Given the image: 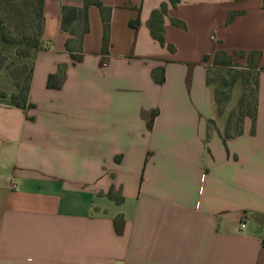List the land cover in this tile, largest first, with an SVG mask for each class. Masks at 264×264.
<instances>
[{
  "label": "crops",
  "instance_id": "0c3cea01",
  "mask_svg": "<svg viewBox=\"0 0 264 264\" xmlns=\"http://www.w3.org/2000/svg\"><path fill=\"white\" fill-rule=\"evenodd\" d=\"M100 2L108 50L92 6L81 63L62 8L84 0L44 2L32 108L0 105V264H264V0ZM219 51L260 72L241 134L210 83Z\"/></svg>",
  "mask_w": 264,
  "mask_h": 264
},
{
  "label": "rangeland",
  "instance_id": "374dc122",
  "mask_svg": "<svg viewBox=\"0 0 264 264\" xmlns=\"http://www.w3.org/2000/svg\"><path fill=\"white\" fill-rule=\"evenodd\" d=\"M41 25L38 0H0V105L9 104L14 94L22 102L26 78L38 49L42 48ZM72 32L76 37L80 30L73 28ZM259 74L241 69L212 68L210 71L219 111L232 109L231 134L242 128L246 116L255 118Z\"/></svg>",
  "mask_w": 264,
  "mask_h": 264
},
{
  "label": "trees",
  "instance_id": "16d2710c",
  "mask_svg": "<svg viewBox=\"0 0 264 264\" xmlns=\"http://www.w3.org/2000/svg\"><path fill=\"white\" fill-rule=\"evenodd\" d=\"M41 8V17H42V27H41V38L43 34V24H44V2L46 0H38ZM179 0H170L172 5H176ZM95 6L97 7L102 15L103 24H104V52H107L109 46V37H110V20H111V9L105 8L100 0H84L83 8H76V7H69L64 6L62 8V30L68 34L69 39L66 43V49L70 53L72 60L75 63H81L83 58L82 52V42L84 36L89 32V23H88V10L90 7ZM167 12V6H164L161 11L156 12L153 16L151 29L153 31L154 36L160 42L164 41L163 37V27L162 21L163 17ZM75 28L76 30H80L78 36L75 37V33H71V29ZM5 35V34H4ZM5 38V36H4ZM76 39V41H75ZM40 49H38L39 51ZM37 51V52H38ZM258 54H252V57L258 58ZM35 62V59H34ZM213 67L214 68H223V69H240V66H235L232 62V57L226 54L225 52L219 51L214 57L213 60ZM250 68V67H248ZM34 71V64L31 68L28 77L26 78V87L23 90V100L19 102L16 100L17 95L14 94L10 100L9 104L3 103L6 107L9 108H16L23 111L32 108V105L29 103V94H30V87H31V80ZM65 80V69L60 68L58 74L55 76H50L47 83V88L52 90H60L62 84ZM259 81V78H258ZM257 81V82H258ZM211 83V81H210ZM259 84V83H258ZM19 89V87H18ZM5 97H1L4 99ZM256 113V111H255ZM256 116V114H255ZM248 117V116H246ZM154 118V116H153ZM153 118L149 122L148 127L151 128L153 124ZM255 123V118L252 119ZM230 125V121H229ZM241 128L236 134H241Z\"/></svg>",
  "mask_w": 264,
  "mask_h": 264
},
{
  "label": "built area",
  "instance_id": "2783aa9c",
  "mask_svg": "<svg viewBox=\"0 0 264 264\" xmlns=\"http://www.w3.org/2000/svg\"><path fill=\"white\" fill-rule=\"evenodd\" d=\"M246 228V222L245 220H242V222L240 223V231L244 230Z\"/></svg>",
  "mask_w": 264,
  "mask_h": 264
}]
</instances>
